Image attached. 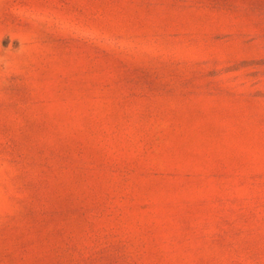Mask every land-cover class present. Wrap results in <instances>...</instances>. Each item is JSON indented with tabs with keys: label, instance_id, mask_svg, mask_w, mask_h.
Segmentation results:
<instances>
[{
	"label": "rangeland",
	"instance_id": "374dc122",
	"mask_svg": "<svg viewBox=\"0 0 264 264\" xmlns=\"http://www.w3.org/2000/svg\"><path fill=\"white\" fill-rule=\"evenodd\" d=\"M0 264H264V0H0Z\"/></svg>",
	"mask_w": 264,
	"mask_h": 264
}]
</instances>
